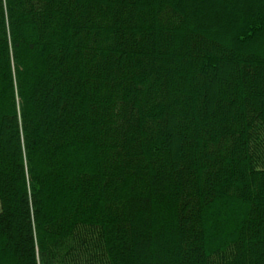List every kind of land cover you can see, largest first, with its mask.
I'll use <instances>...</instances> for the list:
<instances>
[{"label": "trees", "instance_id": "1", "mask_svg": "<svg viewBox=\"0 0 264 264\" xmlns=\"http://www.w3.org/2000/svg\"><path fill=\"white\" fill-rule=\"evenodd\" d=\"M0 264H264V0H0Z\"/></svg>", "mask_w": 264, "mask_h": 264}]
</instances>
